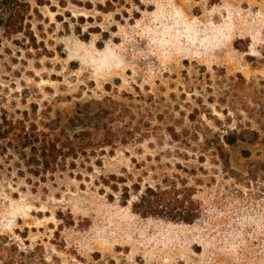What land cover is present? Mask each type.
<instances>
[{"label":"rangeland","instance_id":"obj_1","mask_svg":"<svg viewBox=\"0 0 264 264\" xmlns=\"http://www.w3.org/2000/svg\"><path fill=\"white\" fill-rule=\"evenodd\" d=\"M0 264H264V0H0Z\"/></svg>","mask_w":264,"mask_h":264},{"label":"trees","instance_id":"obj_2","mask_svg":"<svg viewBox=\"0 0 264 264\" xmlns=\"http://www.w3.org/2000/svg\"><path fill=\"white\" fill-rule=\"evenodd\" d=\"M227 142L221 143L218 141L217 151L219 152L220 158L227 160L228 152L226 146H232L234 143L229 139ZM43 146V157L45 160L51 161L57 159L62 148H59L56 144ZM189 193L187 190L181 191L176 188H165L163 191L154 190L148 188L146 191L137 192L136 202L132 204L133 211L142 216H160L162 214H169L172 219H179L183 222H189L190 220L199 219L203 213L202 207L198 211V214H194V210L189 207ZM126 202L131 200L128 195L125 196ZM190 219V220H189Z\"/></svg>","mask_w":264,"mask_h":264}]
</instances>
